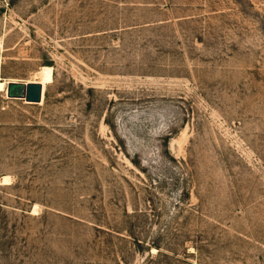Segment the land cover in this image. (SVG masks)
Wrapping results in <instances>:
<instances>
[{"label":"rangeland","instance_id":"obj_1","mask_svg":"<svg viewBox=\"0 0 264 264\" xmlns=\"http://www.w3.org/2000/svg\"><path fill=\"white\" fill-rule=\"evenodd\" d=\"M0 264H264V0H0Z\"/></svg>","mask_w":264,"mask_h":264},{"label":"bare ground","instance_id":"obj_2","mask_svg":"<svg viewBox=\"0 0 264 264\" xmlns=\"http://www.w3.org/2000/svg\"><path fill=\"white\" fill-rule=\"evenodd\" d=\"M52 80V70L49 67H41L40 71H39V79L38 81H34L37 82L41 85V91H40V100L38 102H41V98H42V94H43V90L44 87L47 83H50ZM8 83H10V81H0V91H4V89L6 90V95L7 94H11V95H16L15 98L13 99H21L24 101V98L22 96L19 95V97L17 96L18 93H24V84L21 83H16V82H11L12 84H14L13 87L9 88L7 87ZM36 102V103H38ZM8 183V177L7 176H3L0 179V184H6Z\"/></svg>","mask_w":264,"mask_h":264},{"label":"water","instance_id":"obj_3","mask_svg":"<svg viewBox=\"0 0 264 264\" xmlns=\"http://www.w3.org/2000/svg\"><path fill=\"white\" fill-rule=\"evenodd\" d=\"M14 84L8 83L7 87L8 89L13 87ZM40 91H41V85L37 82H27L24 84V93H18L19 95L24 98L25 102L28 103H36L40 100ZM7 97L15 98L16 95L7 94Z\"/></svg>","mask_w":264,"mask_h":264}]
</instances>
